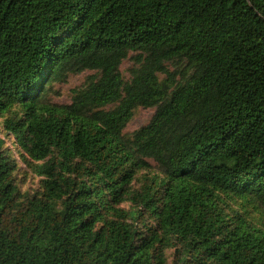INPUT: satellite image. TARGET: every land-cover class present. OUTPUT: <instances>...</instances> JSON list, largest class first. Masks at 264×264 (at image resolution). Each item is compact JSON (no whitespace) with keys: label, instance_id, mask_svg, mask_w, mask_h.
Returning <instances> with one entry per match:
<instances>
[{"label":"trees","instance_id":"16d2710c","mask_svg":"<svg viewBox=\"0 0 264 264\" xmlns=\"http://www.w3.org/2000/svg\"><path fill=\"white\" fill-rule=\"evenodd\" d=\"M0 124V264H264V0H0Z\"/></svg>","mask_w":264,"mask_h":264},{"label":"rangeland","instance_id":"374dc122","mask_svg":"<svg viewBox=\"0 0 264 264\" xmlns=\"http://www.w3.org/2000/svg\"><path fill=\"white\" fill-rule=\"evenodd\" d=\"M132 65L133 63L127 60L121 66V72L126 80L130 78L129 69L132 67ZM89 74H90L89 72H86L82 75L71 76L68 83L56 86L55 93L57 95H54L52 97V101L60 105L70 104L72 98L71 91L82 85ZM154 114H155V109H142V108L138 109L136 111L133 120L127 125L125 129V133L131 134L136 130L146 126L150 122ZM0 139L5 141L6 147H8L13 151L14 156L19 161L21 167V177L24 179L23 189L35 190L38 187V179L28 169L24 160L21 159L20 154L16 150L15 144L4 133L3 129L1 128V124H0ZM154 171L156 170L154 169ZM249 210L251 211L252 219L256 223L264 222V209L256 210L249 207Z\"/></svg>","mask_w":264,"mask_h":264}]
</instances>
